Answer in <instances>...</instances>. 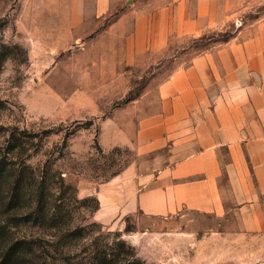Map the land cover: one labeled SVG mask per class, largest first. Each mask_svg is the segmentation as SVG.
Segmentation results:
<instances>
[{
    "label": "rangeland",
    "instance_id": "rangeland-1",
    "mask_svg": "<svg viewBox=\"0 0 264 264\" xmlns=\"http://www.w3.org/2000/svg\"><path fill=\"white\" fill-rule=\"evenodd\" d=\"M70 14L71 0H0V150L12 130L37 136L27 147L28 163L49 161L79 200L97 199L116 175H154L170 161L166 148L149 150L135 136L139 120L155 108V87L178 64L263 18L264 0L224 30L173 41L161 59L133 66L98 43L116 14L84 27L72 24ZM101 213L89 218L97 227L88 234L119 233L145 264H264L263 243L210 217L134 214L102 224L114 211Z\"/></svg>",
    "mask_w": 264,
    "mask_h": 264
},
{
    "label": "crops",
    "instance_id": "crops-1",
    "mask_svg": "<svg viewBox=\"0 0 264 264\" xmlns=\"http://www.w3.org/2000/svg\"><path fill=\"white\" fill-rule=\"evenodd\" d=\"M257 1L71 0L70 19L84 27L116 14L98 43L133 66L161 59L173 41L224 30ZM153 94L135 136L149 150L166 148L170 161L154 175H116L99 190L96 212L114 211L100 222L193 214L264 244V17L178 64Z\"/></svg>",
    "mask_w": 264,
    "mask_h": 264
},
{
    "label": "trees",
    "instance_id": "trees-1",
    "mask_svg": "<svg viewBox=\"0 0 264 264\" xmlns=\"http://www.w3.org/2000/svg\"><path fill=\"white\" fill-rule=\"evenodd\" d=\"M36 137L12 130L0 150V264H145L119 233L112 239L88 234L97 227L88 223L97 199L79 200L49 161L28 163L27 147Z\"/></svg>",
    "mask_w": 264,
    "mask_h": 264
}]
</instances>
